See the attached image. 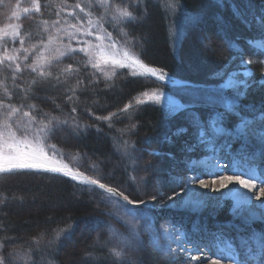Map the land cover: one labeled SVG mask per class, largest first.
Wrapping results in <instances>:
<instances>
[{
	"label": "trees",
	"instance_id": "1",
	"mask_svg": "<svg viewBox=\"0 0 264 264\" xmlns=\"http://www.w3.org/2000/svg\"><path fill=\"white\" fill-rule=\"evenodd\" d=\"M58 1H62L63 6H66L65 2L67 5L73 2V0H38L41 3L40 10L42 11L41 16H43L41 19L48 22L49 26L54 20L51 2ZM156 1L146 0V18L139 23L130 25L127 28V37H121L118 31L113 30L106 23L103 26L113 35L121 38L123 42L125 39L139 41L136 47L131 49L132 54L135 53L141 62L148 66L162 69L171 77L181 81L193 84L209 82L207 79L194 76L187 66V62L182 60L183 43L180 52L173 47L170 31L174 21L169 18L162 4ZM177 2H180L183 10L188 13L187 15L191 20L190 25L193 24L189 28V32H186L184 41L190 36H194V39L197 40L199 34L206 31L207 39H203L200 45L197 44L199 58L206 56L210 60L217 59L216 61H218L217 55L219 53L226 54L222 44L213 41L211 32L213 29H215L216 35L220 37L219 40L222 41L229 56L236 57L243 53V55L246 54V57H250L247 53L249 47L246 43L248 40L257 39V37L244 33L245 31L238 32L234 22L237 21L236 26L237 23L247 25L248 23L246 24L245 21L251 20L249 15L260 7L261 0H225L222 5L217 0H177ZM11 8V2L6 0L0 2V25L11 15ZM31 15L28 14L25 19H21L22 30L29 35L25 41L23 40L24 43L20 47L23 52H25L24 49L29 48V45H32L35 40L33 36L39 33V29L34 23L38 21H35L36 19ZM178 20L182 21V17L180 16ZM225 23L231 29L228 30ZM212 25L214 28L211 30L210 26ZM194 39L193 41L196 42ZM209 39L211 46L206 48L204 45ZM12 47L14 46L8 41L7 50ZM128 47L131 48V45L129 44ZM3 50H5L4 45ZM214 53H216L215 56H213ZM78 61L82 64L83 59ZM62 66L63 64H59L54 67L52 69L53 74H59ZM82 71L85 72L86 79L92 78L90 68L82 69ZM96 76L98 77V74ZM32 79L33 74L23 71L14 82L9 73L0 71V97L3 95L4 88L7 87L9 91L15 93L13 102L17 105L35 103L44 112H48L61 120L69 119V122L72 123L74 119L82 125H88L86 131L79 136L58 133L51 142L64 153L80 157V162L86 168L90 169L93 164L97 165L100 168L103 182L112 184L118 189H124L127 174H117L116 179L106 175L110 173L111 165H106L103 159H113L114 155L117 156L113 150V142L107 136L110 135L108 134L110 133L109 129L116 122L117 116L122 113L121 110L125 109L133 98L152 88L155 83L154 80L131 76V74H124L120 78L117 77L110 81L99 77L98 82L87 93L79 91L76 93V96L79 97L78 100L66 102L63 91L55 89H48V94L53 100L36 99L31 95V91L34 90L31 85ZM70 83L74 85V81H70ZM35 91L40 96L44 95V89L39 86ZM26 92L29 93L28 96H26ZM253 97L248 95V98L252 99ZM191 100H184V103ZM203 101V98H200V101H192L193 105H196L194 110L200 113V119L210 124L209 118L212 116L210 106ZM57 104L62 107V112L56 109ZM73 106L77 108L76 113L71 112ZM129 113L132 114L131 120L125 119L126 123L118 129L125 131V133L128 132V135L131 134L134 138H139L137 140L140 145L143 144L144 149L141 147L142 150L157 151L168 161L177 155L176 151L169 147V144L173 143L172 138L169 137L172 136L175 129L184 126L188 128V132H192L194 135V129L188 121L182 124L178 115L170 117L161 106L151 103L143 104L131 109ZM106 116L112 117L110 124H107L103 119ZM96 117L102 119L98 120ZM0 119L3 117L0 116ZM133 125H135L134 128ZM148 141L152 143L148 144ZM198 152V158H200L205 154L204 147L198 149ZM102 163H104V167L101 165ZM182 188L183 184L178 187V190ZM88 189L86 186H81L56 174L0 176V193L8 197L7 203L0 206V244L4 245L0 247V257L8 256L9 253L15 251L26 252L31 249L33 259L27 264H43L40 262L41 259L48 261V263L52 260L54 264H77L85 256V252H90L92 264H118V262L109 260L110 254L107 249L101 246L107 238L106 233L114 217L106 209L105 204L107 203L102 199L101 192L96 190L93 192ZM126 195L134 201H139L127 192ZM39 197L45 199L40 201ZM69 218L74 225L72 239L64 241L63 244L48 247V240L53 235V230L64 227ZM83 230H87V232L83 233ZM41 233H44L42 238ZM78 235L79 238H77ZM73 241L76 244L79 242L75 248L79 247L80 249L83 246V250L71 252V248L66 244ZM145 246L147 245L143 242L142 253L146 251L157 253L151 249L144 250ZM64 248L67 249L68 254L66 255ZM9 259L11 262L15 261L13 257H9ZM21 262L25 264V262Z\"/></svg>",
	"mask_w": 264,
	"mask_h": 264
},
{
	"label": "snow or ice",
	"instance_id": "2",
	"mask_svg": "<svg viewBox=\"0 0 264 264\" xmlns=\"http://www.w3.org/2000/svg\"><path fill=\"white\" fill-rule=\"evenodd\" d=\"M2 2V0H0ZM219 4H223L225 0H217ZM19 7V5H17ZM33 7L36 12L40 11V4L38 0H33ZM97 10L96 20L88 19L85 28L83 23L70 24L69 27L73 30L68 32L70 39L76 40L77 45H83L73 47L71 43H68L63 48L51 47L52 37H49L48 41L41 42L42 51L30 60L29 56H25L26 64L22 67L20 63H17L19 59L16 56L8 55L7 44L8 39L15 40L19 36V25L15 26L11 34L7 31L4 32V54L0 57V71L10 74V78L15 82L19 78V74L23 71H28L33 75L31 85L34 90L31 91V95L38 100H49L52 97L48 94V89H55L57 91H63L66 102L78 100L79 97L76 93H87L88 90L98 82L99 77L96 73H99L105 79H112L116 73L112 72L109 75V70L122 69L125 67L138 66L142 71L139 73L145 77H156L157 79L164 81L167 73L162 69L150 67L147 64L141 62V60L134 54L131 49H134L139 43L134 39H125V50L122 53H113L111 49L116 48V40L112 36V32L103 29V24H108L113 27V30L118 31L121 37H127V28L130 25H134L143 21L147 16V3L146 0H89L88 10L85 7L77 3L76 9L85 13V16L91 17L93 15L92 8ZM182 7V5H181ZM30 7H24L23 12L28 13ZM73 15V13H69ZM13 16L16 13L13 12ZM78 20L80 18H77ZM255 21L260 25L261 29H264V12L261 15L255 17ZM219 22V21H218ZM59 24V21L55 22ZM245 23H249L245 21ZM97 28V32H93L92 29ZM61 31H63L61 29ZM103 31L104 34H101ZM79 34V35H77ZM264 34V33H262ZM95 36L96 41L101 43L93 44L87 39H83L88 36ZM107 40V44L103 41ZM23 45L24 41H20ZM253 47L260 49L256 52L257 57H264V43L248 41ZM131 45V48L128 45ZM206 48H210L211 40L204 45ZM231 47V45H230ZM25 52L28 49H24ZM45 52L47 54H45ZM76 53H82L83 60L79 66H74L77 61ZM72 60L74 63L66 64L59 70V74L54 75L52 69L63 63L64 59ZM235 57L229 58V64L225 65V69L231 64ZM241 65H252L258 63L264 65V59H243V53L240 56ZM92 69L91 77L85 78V72L82 69ZM133 74H137L133 72ZM239 75V73H236ZM243 75H251L250 71H245ZM74 81V85L70 83ZM174 83V82H173ZM236 84L243 83L244 89L251 87L248 81H235ZM261 86H264V72L261 74V80L258 82ZM37 86L44 89V95L37 94ZM229 87H234V77L228 81ZM29 93L26 92V96ZM148 96L150 101H154L156 104H160L163 100V94L159 92H153L150 96L148 93H144ZM246 95V92H241L239 88H236L235 97L239 98ZM15 93L4 88L3 95L0 97V176L11 175H39V174H59L64 177H68L72 181H77L81 184L92 186L88 190L95 191L96 189L103 190V193H107V197L101 194L102 199H108L109 202L117 209V219L123 220L128 224L130 238L125 241V247L135 253L143 251V241L140 239V231L138 225L126 220L127 216L135 218V213L132 208L125 207L127 205L147 204V201L141 199L134 201L124 194V191L115 187L106 186L101 180L92 178L79 170H73L66 163L60 162L56 159L57 156L63 154L58 151L56 145L51 141L58 133H66L74 136H79L82 132L86 131L88 125H81L78 121L73 119L70 123L69 119H59L56 116H52L48 112H44L38 108L35 103L30 104H15ZM209 106L215 108L214 98L209 96L203 101ZM54 103V101H53ZM137 103H143V101H137ZM61 112L63 109L60 105L55 106ZM129 106L122 109V112H126ZM252 107V106H247ZM168 109L171 114L183 111L185 118L194 129V135L196 142L194 145H189L192 151L198 148L211 146L213 151L216 150L215 145L223 140L224 148L231 149L232 143H238V152L241 164L240 165H225L221 168L218 164L209 169H200L193 165L189 170L192 172L191 179H185L183 181V188H191L195 183H199L201 188H208L209 186L204 183L203 177H219V188H227L230 184L239 185L242 189L248 192L256 190L258 194L254 196H246L242 193L233 194L234 199L237 201L235 214L242 216L244 211L249 213V218H255L259 216L261 220H264V202L258 207L261 211L259 213L252 210V208L241 209V205H248L253 199L264 200V107L256 109L252 107V111H259V116H254L252 119H247L243 115L239 117L240 124L233 126L229 130L225 125L230 114L237 109L235 104L227 106L225 111L214 112L209 119L213 123L208 124L206 121L200 119V113L194 110L193 102L187 101L185 104H174L171 101L168 104ZM72 113L77 112V108L73 106L71 108ZM115 115V114H113ZM96 119H102L96 117ZM103 119H108L107 117ZM135 125H133V128ZM188 132L187 127L177 128L174 135H182ZM255 149L259 152V163H257V157ZM95 168V165H93ZM257 168L260 171L257 172ZM225 170L231 174L224 175ZM199 173V174H197ZM215 183V180L213 181ZM259 185V187H258ZM0 206L7 203L8 197L3 196L0 193ZM122 201L125 203H121ZM152 200H156L155 196L151 197ZM168 200H173V197L169 196ZM123 214H119V213ZM74 225L69 218V221L65 223L64 227L53 230V235L48 240V247H54L59 244H63L66 240H71L73 236ZM178 231V230H177ZM41 238L44 233H41ZM182 235V234H181ZM171 239L176 240V236H172ZM230 242L225 244V235L223 231L213 233L211 238L206 242L201 239L200 241H194L190 236H182L177 244V250H174L169 246L166 250V254L175 260L178 258V251L187 253L186 258L181 264H191L193 259H198L200 264H264V234L259 237H250L248 239L237 242L235 238H229ZM155 248L164 251L160 248L158 241H152ZM188 245H191L189 249ZM223 245V246H221ZM4 245L0 244V247ZM213 248L218 249V253H215V258L203 255L202 249ZM109 253L115 262L118 264H144L142 258L133 255L128 258L124 249L113 247L109 249ZM86 258H92L90 252H85ZM9 257H13L16 261H23L27 264L28 261L33 259L31 249L28 251H15L9 253L8 256L0 257V264H12ZM49 264H54V261L50 260Z\"/></svg>",
	"mask_w": 264,
	"mask_h": 264
},
{
	"label": "rangeland",
	"instance_id": "3",
	"mask_svg": "<svg viewBox=\"0 0 264 264\" xmlns=\"http://www.w3.org/2000/svg\"><path fill=\"white\" fill-rule=\"evenodd\" d=\"M6 1L12 3V8L10 12L11 15L7 20L3 21L2 25H0V57L3 56L5 51L3 50L4 32L7 31L9 34H11L15 26L19 25L20 27L18 38H16L15 40L8 39L11 45L14 46L8 50V55L18 57L19 59L17 60V63H20L22 67L26 64L24 57L29 56L30 60L28 62H30L32 58L37 56L42 51L41 42L43 41L46 43L49 37H52L53 41L48 45L49 48H63L68 43H71L73 47L83 46L82 44L77 45L76 40L70 39L67 33L73 30L69 27V25L83 23L84 27L87 28V20L92 19L95 21L97 18V10L94 7L92 8L93 15L91 17L85 16V13H82L79 11V9L75 8V5L79 3L84 6L85 10L87 11L89 7V0H73V2L68 5L67 2H65L66 6H63L64 4L62 1H60L61 3L59 1L54 3L51 2V9L54 13V20L51 22V26H49L50 24L48 22L41 19L43 18V16H41L42 11H35L33 7V0ZM156 2H160L162 4V7L168 13L169 18H172L174 21L172 23L170 31V39H172L173 47H175L176 51L180 52L181 45L183 43L181 53L182 60L187 62V66L193 72L192 74L194 76H197L200 79H207L209 82L205 84H193L190 82L175 79L168 74L166 75L165 80L161 81L156 77H145L139 75L141 71L134 66L109 70V75H112L113 71H115L116 73V75L110 80L116 79L117 77L120 78L124 74H131V76L149 78L154 80L155 82L152 88L146 90L145 92L132 99V101L128 104L129 107L126 112H122L117 116L116 122L113 123L111 128L109 129L110 133L108 134L110 135L107 136L112 140L113 150L115 151L117 156L113 154V159L105 158L103 159V162L106 163V165H111V169H109L110 173L106 174L109 178L116 179L117 174L128 175L127 179L124 181V189H121L124 191L125 195L127 192L134 199H143L147 201L146 205H127L122 201L121 198V203H125V207L132 208L135 213V218H133L132 216H127L126 220L138 225V229L141 234L140 239L147 245L145 246L144 250L151 249L153 251H156L159 255L157 253L155 254L148 251H144L145 253L141 252L140 255L139 253L137 254L125 247L124 242L130 238L129 226L123 220L117 219V209L109 202L108 199H104L107 203L105 204L106 209H108L109 213H112L114 218H112V224L107 230V238L101 246L104 249H107L108 253L109 249L113 247L124 249L125 254L128 258H131L133 255H135L142 258L144 264H181V262L186 258L187 253L178 251V258L173 260L172 257L166 254V250L169 246H171L172 249L177 250V244L179 243V240L182 238V236H190L194 241H200L201 239H203L206 242L211 238L213 233L223 231L225 240H227L226 237L228 236L229 238L235 237L236 241L240 242L241 240H244L248 237L247 233H249L251 237H259V233L252 232L251 226L252 224H262L264 226V220H261L259 217L250 219L246 215L242 218L240 216L238 217L235 214V200L231 197L230 194L223 195L218 193V190L214 191L216 189L213 190V192L218 193L217 199L214 202V209L211 212L208 211L209 213H207L205 216H202L203 213L201 210H198V213L194 214L190 212L191 210H193V208L190 209L182 207V196L185 190H187L188 188H182L178 190V187L183 184V181L185 179H191L192 174H189L191 173L189 169L193 165L202 169H207L203 168V166H208L207 164L209 163H207L206 160L198 159V149L200 148H198L196 151H192L191 148H189V145H194L196 141V137L192 132L177 136L174 135L177 130L175 129L172 136L169 137L172 138L173 141L171 145L169 144V147L173 148L176 151L177 155L174 156L170 161H168V159L166 160V158L157 151L142 150L141 147L143 146V144H139L137 140L139 138H134L131 134L128 135V132L125 133V131L118 128L123 127L124 123H126V120H131L132 114L129 113L131 109L137 108L138 106L140 107L141 105L148 103L161 106L164 110L167 111V114L170 117H175V115H178L179 121L184 124L188 121L185 118V113L181 110L177 113L171 114L168 109L169 102L171 101L174 104L183 105L185 104L184 100L192 99L191 101H200V98H203L205 100L209 96H211L214 98L215 102V108L211 106L209 107L212 115L214 112L225 111L227 106L232 104H235L237 109H241L242 107L241 111H236L233 114H230L225 121L224 126L231 130L234 125L238 126L240 124L239 117L241 115H243L247 119H252L254 116H259V111L253 112L252 107L256 109H261L262 107H264V86H261L258 83L261 80L262 72H264V65L258 63H253L252 65H241L240 55L236 56L235 59L232 60L231 64L225 69V65L229 64V58L233 56L228 55L225 46L223 45L222 41L219 40L220 37L216 35L215 29L212 30V28H214L213 25L210 26V29L212 30V37L214 39L213 41L220 42L224 47V52L226 54L222 55V53L218 52L220 54L219 55L217 53L218 61H216L217 59L210 60L209 57L206 56H202L201 58H199L200 54L197 49V44L200 45L203 39H207L206 31H203L201 34H199L197 40L194 39V36H190L186 41H184L186 32H189V28L193 24L190 25L191 20L189 18V15H187L188 13L183 10V6L181 7L182 4L180 2H177V0H157ZM38 3L41 5L40 2ZM17 5H19V7H17ZM24 7H30L31 10L28 13H24ZM13 12L16 13V16H13ZM262 12H264V0H261L260 7L257 8L256 11L250 13L249 17H251V20L247 25L237 23L236 26L237 21L234 22L238 32L245 31L244 33L252 34L253 36L257 37V39L255 40H248L252 41L253 44L256 42L264 43V34H262L264 33V29H261L260 25L255 21V17L261 15ZM69 13H73V15L70 16ZM28 14H32L31 16L36 19L35 21H38L34 23H36L37 28L39 29V33L33 36L35 37V40L33 41L32 45H29L28 51L23 52V50L20 48V41H25V39L28 38L29 35L22 30L23 23H21V19H25V17H27L26 15ZM180 16L182 17V21L178 20ZM77 18L80 19L78 20ZM56 21H59V24H56ZM225 26L228 30L231 29V27L227 23H225ZM61 29L63 31H61ZM103 29L107 28H104L103 26ZM92 31L95 33L98 31V29L93 28ZM107 31L109 30L107 29ZM101 34H104L103 31L101 32ZM112 36L116 40V48L111 49L110 51H112L113 53H122L125 50V44L123 40L113 34ZM83 39H87L93 44L101 43L100 41H96L94 35L84 37ZM193 39L196 40V42L193 41ZM248 41L246 43L249 47L247 53L250 55V57H246L245 54L243 55V59H252L254 61L257 59H264V57H257L255 55L256 52L260 51V49L253 47L252 44L248 43ZM103 43L107 44V40L103 41ZM22 52L23 54L20 56ZM45 54L47 53L45 52ZM215 54L216 53H214L213 56H215ZM74 55H76L77 61L74 63L72 60H68L65 58L63 63H60L63 64L62 68L68 63L80 65V62L78 60L86 59L85 57H83L82 53H76ZM134 55L136 54L134 53ZM246 70L250 71L251 75H243ZM133 72L137 74L134 75ZM236 73H239V75H236ZM96 74H98V77L105 79L99 73ZM233 77L234 87H229L228 81ZM235 81H248L251 84V87H249L248 89H244L243 83L236 84ZM236 88H239L241 92H246V95L236 98ZM153 92H159L163 94V100L160 104H156L154 101H150L148 99V96L144 95V93H148V95L150 96ZM248 95L255 97L251 99L248 98ZM137 101H143V103L138 104ZM193 106L195 107L196 105ZM107 118L108 119H105V121L107 124H110L112 117L108 116ZM210 123H213V121L210 120ZM147 143L149 144L150 142L148 141ZM223 144V140L219 141L215 145V151H213L211 146H208L207 152L215 156L214 159L216 160V162L220 163L218 164L220 167H224L225 165H240L241 159L238 152L236 151V149L239 148L240 145L233 142L231 149H227L222 146ZM58 151L63 154L62 156L56 157V159L60 160V162L68 164V166L73 170H79L82 173L92 178L99 179L101 180V182H103L100 168L97 165L93 164L95 165V168H93L92 165L90 169H88L82 165V163L80 162V157L69 155L67 153H64L60 149H58ZM253 151L255 152L256 156H259V152H257L255 149H253ZM223 155L224 158L221 157ZM168 156L170 157V155ZM157 157H159L160 159ZM87 160L90 159L87 158ZM104 163L101 164L103 167ZM211 165L214 166V164ZM228 173L229 172H226V174L224 173V175H228ZM65 178L69 179L68 177ZM207 178L208 176L204 177V182H208V180H211L212 182L213 180L219 179H214L211 177L209 179ZM73 182L81 186H86L88 188L92 187L81 184L77 181ZM105 185L114 187L112 184L105 183ZM194 185L200 186L199 183H195ZM96 191L101 192V194L103 193V190L100 189H96ZM208 192L207 193L210 194V191ZM103 196L107 197V193H103ZM152 196H155L156 200H152ZM169 196L173 197V200H168ZM203 196L205 197L207 196V194H204ZM44 199V197H39L40 201ZM254 201H258V199ZM253 208L255 209H253L254 211H261L259 208ZM119 214L123 213L121 212ZM243 220H247L248 222L246 221V223L244 222L242 224ZM233 221H235V223H233ZM246 225H249V229L245 231L247 233H244L242 232V226ZM84 232H87V230H83V233ZM80 236H82V234H80ZM172 236H176L177 239H171ZM77 238H79V235ZM80 239L83 238L80 237ZM154 240L158 241L160 248L164 249V251H160V249L153 246L152 241ZM227 243H229L228 240ZM66 245L71 248V250L68 249L71 252H77L79 250L82 251L84 248L83 246L80 249L79 247L75 248L79 245V242H77L76 244L74 241L69 242ZM188 247L189 249H191V245H188ZM66 248L63 249L65 250V255L68 254ZM202 253L203 255L209 256L210 258H215V255H213V253H205L204 249H202ZM90 259L91 258H86L84 256L77 264H90ZM109 260L111 262H114L111 255L109 256ZM40 262L43 264H49L48 261H44L42 259L40 260ZM13 263L21 264L22 262L15 260L14 262H12V264ZM191 264H200V261L198 259H193L191 261Z\"/></svg>",
	"mask_w": 264,
	"mask_h": 264
},
{
	"label": "bare ground",
	"instance_id": "4",
	"mask_svg": "<svg viewBox=\"0 0 264 264\" xmlns=\"http://www.w3.org/2000/svg\"><path fill=\"white\" fill-rule=\"evenodd\" d=\"M134 67H136L137 69H139L140 71H142V69H140L138 66H134ZM221 157L224 158V155L221 156ZM256 157H257V161H258L259 160V156H256ZM207 165H209V164H207ZM221 168H224V167L221 166ZM226 172H229V171L225 170L224 173L226 174ZM229 174H231V173L229 172L228 175ZM209 178L210 177H208L207 179H209ZM211 178H214L215 179V178H219V177H211ZM219 179L215 180V183H213L214 180L212 182H211V180L210 181L208 180V182H204L205 184H207L209 186L208 188H201L198 185L197 186L193 185L191 188H188L187 190H185V192L183 193V196H182V207L183 208H190V209L193 208V210H191L190 212H192L194 214H197L198 213V210H201L202 213H203L202 216H205L207 213H209L208 211L211 212L214 209L213 206L215 205L214 202L217 199L218 193L223 194V195L230 194L233 199H234V195L233 194L242 193V194H244L246 196H254V195L258 194L256 192V190H253V192H248L247 190L242 189L239 185H236V184H230V185H228L227 188L221 189V188H219ZM258 187H259V185H258ZM214 189H216V190H214ZM213 190L214 191H217L218 190L217 191L218 193L213 192ZM208 191H210V194H208L209 193ZM211 192H213V193H211ZM204 194H207V196L204 197L203 196ZM254 200H256V199H253L250 202V204H248V205H241V208H244V209L252 208V210H253L254 209L253 207L259 208L258 206L262 202H264V200H258V201H254ZM235 205H237V201L236 200H235ZM255 212L259 213V211H255ZM194 214H190V215H194ZM245 215L247 217H249V213L247 211L243 212L242 216H240V217L241 218L242 217H245ZM257 217H259V216H257ZM257 217H255V218H257ZM250 219H252V218H250ZM247 220H243L242 221V224L244 222L246 223ZM226 238L230 242L229 237L227 236Z\"/></svg>",
	"mask_w": 264,
	"mask_h": 264
}]
</instances>
